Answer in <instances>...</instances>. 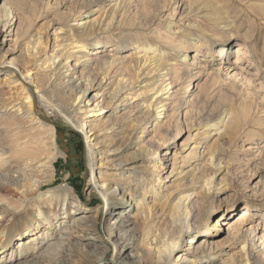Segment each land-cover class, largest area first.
Returning a JSON list of instances; mask_svg holds the SVG:
<instances>
[{"label":"bare ground","instance_id":"bare-ground-1","mask_svg":"<svg viewBox=\"0 0 264 264\" xmlns=\"http://www.w3.org/2000/svg\"><path fill=\"white\" fill-rule=\"evenodd\" d=\"M39 1L0 0V46L13 37L6 51L17 53L5 62L0 50V68L10 64L0 71L9 84L21 85L23 91L16 101L0 94V255L16 258L17 252L33 250L39 237L48 238L56 225L67 220L71 239L62 252L56 248L63 240L52 238L46 255L6 264H103L110 251L127 241L131 246H125V252L110 264H185L191 257L203 264H264V247L256 252L253 240L246 238L252 231L247 228L253 223L252 214L241 211L238 222L227 227L235 232L228 249L210 241L215 225H207L211 213L222 204H227L225 209L232 206L220 199L229 188L225 176L217 180L226 169L222 146L232 142L230 137L238 123L250 116L253 102L243 98L233 84L230 91L219 90L220 100H229L227 106L206 110L211 90L220 88V64L202 85H196L184 114L180 110L183 88H189L193 79L189 68L197 64L199 54H205L203 49L220 60L232 58L227 74H247L248 91L264 102L259 70L251 75L242 68L244 63L253 66L245 57L250 53L245 43L236 41L235 51L228 55L225 44L214 51L215 42L208 40L214 36L211 33L199 38L183 33L180 43L174 44L159 30L163 25L158 18L165 8L161 0H109L105 5L92 0L79 7L68 5L62 11L54 9L52 26L43 33L31 27L33 16L41 10ZM185 2L189 17L200 15L208 5ZM173 29L169 23L165 32ZM242 35L246 43L258 40L253 32ZM162 44L188 73L179 72ZM189 51L195 52L192 64ZM258 60L264 68V54H258L254 61ZM184 75L188 80H183ZM35 104L43 105L49 116L63 113L68 124L87 133L94 186L104 189L108 200L102 209L85 208L67 183L48 188L55 182V164L62 153L54 127L45 126L35 115ZM191 113L200 119L202 127L196 130H202L193 135L188 132L185 140L197 139L193 153L199 162L184 171L175 167L169 150ZM112 153L116 155L111 157ZM167 166L170 172L163 177ZM124 188L131 201L128 207L133 202L132 217L123 215L127 206L117 199ZM105 211L108 217L114 214L111 220L120 218L115 231L109 223L101 226ZM200 235L204 238L194 246ZM15 241L16 249L12 247Z\"/></svg>","mask_w":264,"mask_h":264},{"label":"rangeland","instance_id":"rangeland-1","mask_svg":"<svg viewBox=\"0 0 264 264\" xmlns=\"http://www.w3.org/2000/svg\"><path fill=\"white\" fill-rule=\"evenodd\" d=\"M89 1L92 0H41L39 1L41 10L33 16V24L31 27L44 33V29L48 30V27L52 26L51 19H54L55 17L54 9L62 11L64 9L62 7L68 5L79 7ZM99 1L101 4L105 5L109 0ZM163 1L164 4L162 3ZM185 1L187 0H161V5L165 6V8L161 13V18L158 19L161 21L163 25L162 27L164 28L159 27L160 29H157L162 31V36L165 35L168 38H172L171 40H175L174 44L178 45L181 41L180 34H190L191 37L194 36L199 38L202 36V33H211L214 36L208 40L210 42H215V45H213V48L215 49L214 51H217L216 48H218L220 44H225L226 49H228L227 55L230 52L232 53L235 51L232 48L237 45L236 41H241V43H245V46L250 52L248 54L249 56L245 57L250 59V63L253 65L250 66L247 63H244L242 68L245 72H248L251 75H254L253 72L255 70H259L260 78L258 77V82L262 79L264 80L263 63L259 60V63L254 61L258 54H264V0H193V2L201 1L207 3L208 5L202 9L200 15H190V17L186 11L187 6L185 5L187 2ZM134 3L135 2H133V6ZM171 15L173 16L170 17ZM208 16L213 18L215 17L216 20L210 21L211 19ZM169 23H172V27L174 29L171 30L172 32H165V27H167ZM154 28H156V26H154ZM246 32H253L256 37L258 36V40L247 43L243 42L242 34H245ZM12 38L13 37H7L2 46H0L1 53L6 57L5 62L10 61V59L16 58L17 56L16 52L6 51L8 43L11 42ZM1 41L2 38L0 37V42ZM229 42H232L231 45ZM162 46L166 53L170 55L171 52L169 47L163 44ZM203 50L205 54H199L198 58L195 60V63L197 64L192 65L191 68H189L193 79L189 88H187L186 85L185 88H183V92L185 91L183 93V97L185 96V98L181 102L180 106V110L182 111L181 115L184 114V110L192 102V97H190V95L192 92H195L196 85H202L206 75L214 74L216 69L218 70L220 64H222L223 68L219 73L220 88L215 89L214 91L211 90V98L209 99V104L206 106V110L208 111L216 108L222 109L227 106L229 104V100L227 101L224 99L221 101L219 90L222 89L224 91H230L233 84H235L239 90L241 89L243 98L249 102H253L250 116L245 121L242 120L238 123L239 127L237 132L230 137L232 142H227L222 146L224 153L221 156V160L223 159L222 163L225 165L226 169L218 176L217 180H219L220 177L225 176L227 182L229 183V188L226 192H224V194L220 195V199H227L228 203L232 206L225 209L224 206L227 204H222V207L218 209L215 214L211 213L210 217L207 219V225L209 228H212L214 225L215 226L213 228V239L211 238V240H209L217 244L220 248L225 247L224 249H228L231 242L230 239L235 237V232L230 231V229L228 230V228L231 224L238 222V219L242 214L241 211H247L253 215L254 220L252 224L247 226V228L250 227L252 231L248 233L246 238L248 240H253L256 248L255 251L257 252L259 249L264 247V243L261 245L264 239L260 240V236L264 234V208L262 206L264 204V102L260 99L262 97L257 98L255 95L256 93L253 92V90L248 91V86L244 83V78L247 74H242V76L239 75V72H231L227 74L231 70H228L227 66H230L232 58L228 59L226 57L225 60H220L219 57H216L217 55L215 53H213L214 55L211 57L209 54H206V49ZM15 51H17V49H15ZM194 54V51L188 52V60L190 61V64H192V57ZM230 57H232V54ZM168 59L176 65L181 74L189 72L188 68L180 64L178 57H171L170 55ZM247 59L244 60L246 61ZM6 66H10V64L7 63L3 67L6 68ZM198 71L201 72V76L197 78L195 75ZM4 73L5 72L0 71V94L2 98L10 101L20 100L23 93L21 85H17L16 83L9 84L4 76ZM183 80H188L187 75L183 76ZM258 82L254 84H258ZM193 86L194 88L192 89ZM33 110L35 115L43 121L45 126L50 125L54 127L56 131V141L62 153L55 164V182L49 185L48 188H57L67 183L71 192L79 196L81 203L85 206V208H88L91 211L96 210L98 207H101L102 209L103 206L107 204L108 200L104 189L94 186L95 173L93 174L90 168L92 156L87 151V133L77 130L71 124H68L63 113L49 116L43 105L36 104L33 105ZM199 123L200 119L198 116H196L195 113H191L190 120L181 124L182 131L178 134L175 141L170 143L169 152L170 156L175 157L176 168L180 169L184 167V171H187L188 168H191V166H194L199 162L193 153V147L197 142V139L189 141L185 140L188 132L192 133V135L195 134V132H201L202 129L196 130L197 128L202 127ZM260 126L263 128H259ZM229 134H231L230 131ZM149 137L150 135L148 138ZM199 147H201V145ZM202 147H204V145H202ZM113 155L116 154H110L111 157ZM138 165L139 164H137V166ZM179 169L175 172L179 171ZM169 172V167L163 169V177H165L166 174L168 175ZM261 175L263 177L262 180ZM178 183L179 181L175 184ZM254 193L256 196H254ZM123 194H125V197H123ZM128 194L129 192L126 188H124L117 199L118 202L124 204V207L127 206L123 215L132 217L134 216V212L132 210L133 202L128 207L131 202ZM126 201L128 202L126 203ZM247 201H249V203H247ZM107 214L108 213L105 211V213H103L100 217L101 226H104V223H109L110 226L113 225L112 230L115 231L114 227L120 218L115 217L118 219L111 220L114 218V214L111 217H108ZM123 217L125 216H122V218ZM108 218H110V220L105 222ZM224 221L229 222V225L226 227L222 226ZM68 224L67 220L60 226L56 225L51 236L48 238H45L44 236L39 237V243L33 250H26L21 254L20 252H17L16 258H14V256L9 258L11 256L9 253L6 256L5 254L0 255V263L6 264L9 260L19 261V259L28 256L46 255L48 249L50 248L48 241L52 238L55 239V241L63 240L60 247L56 248L58 252H62L68 241L71 239L70 236L68 237ZM128 231L131 232V227L128 228ZM203 238L204 236L202 235L198 236L194 246L200 244L201 239ZM127 242L123 245L119 244L113 252L110 251L103 261V264H110L116 256H121L125 252V248L131 246L130 242ZM12 247L16 249V247H18V243H16V241L13 242ZM185 264H203V262L191 257L189 262ZM205 264L217 263L207 262Z\"/></svg>","mask_w":264,"mask_h":264}]
</instances>
